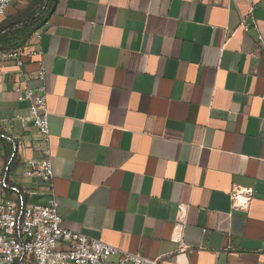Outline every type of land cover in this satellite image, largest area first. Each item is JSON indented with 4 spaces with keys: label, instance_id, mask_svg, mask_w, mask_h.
I'll use <instances>...</instances> for the list:
<instances>
[{
    "label": "crops",
    "instance_id": "1",
    "mask_svg": "<svg viewBox=\"0 0 264 264\" xmlns=\"http://www.w3.org/2000/svg\"><path fill=\"white\" fill-rule=\"evenodd\" d=\"M46 8L25 46L42 51L63 228L160 264H264V0ZM37 60L22 77L0 63V201L48 195L23 175L42 145L17 119L23 89L40 87ZM234 190L248 202L232 203Z\"/></svg>",
    "mask_w": 264,
    "mask_h": 264
},
{
    "label": "built area",
    "instance_id": "2",
    "mask_svg": "<svg viewBox=\"0 0 264 264\" xmlns=\"http://www.w3.org/2000/svg\"><path fill=\"white\" fill-rule=\"evenodd\" d=\"M27 0H0V18L16 4ZM253 7L250 6L251 14ZM250 25L242 21L244 32ZM259 41H263L261 36ZM36 57L37 69L33 76L40 82L35 91L15 84V92H23V99L30 103L28 113L17 116L24 125H32L37 131L38 142L42 145L41 157L25 162L23 175L39 180L48 195L44 204H20L12 199L0 201V264H108L116 255V264H160L150 261L140 253H128L95 238L69 231L62 226L59 202L52 187L53 169L50 152V133L48 125L47 95L44 86L45 70L41 50H28L26 46L1 51L0 63L11 62L17 66V76L22 77L21 66L26 58ZM4 181L0 179V187ZM247 190L233 191L232 203L248 202ZM181 243V229L175 236Z\"/></svg>",
    "mask_w": 264,
    "mask_h": 264
},
{
    "label": "trees",
    "instance_id": "3",
    "mask_svg": "<svg viewBox=\"0 0 264 264\" xmlns=\"http://www.w3.org/2000/svg\"><path fill=\"white\" fill-rule=\"evenodd\" d=\"M50 0H34L37 8H27L25 12L8 15L0 23V52L24 46L30 36L36 32L44 23L47 17L46 4ZM39 10V11H38ZM6 181V176H4ZM5 190L9 187L4 186Z\"/></svg>",
    "mask_w": 264,
    "mask_h": 264
},
{
    "label": "rangeland",
    "instance_id": "4",
    "mask_svg": "<svg viewBox=\"0 0 264 264\" xmlns=\"http://www.w3.org/2000/svg\"><path fill=\"white\" fill-rule=\"evenodd\" d=\"M34 0H27L26 2L22 3V4H16L12 7H10L7 11V14L9 13L10 15H14L20 12H25V10L27 8H37V6H34ZM39 11V10H38ZM7 14L4 16V18L2 19V21H4L7 18ZM0 21V23L2 22Z\"/></svg>",
    "mask_w": 264,
    "mask_h": 264
}]
</instances>
